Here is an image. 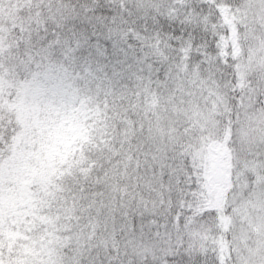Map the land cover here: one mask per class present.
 <instances>
[{
  "label": "snow or ice",
  "instance_id": "obj_1",
  "mask_svg": "<svg viewBox=\"0 0 264 264\" xmlns=\"http://www.w3.org/2000/svg\"><path fill=\"white\" fill-rule=\"evenodd\" d=\"M0 264H264V0H0Z\"/></svg>",
  "mask_w": 264,
  "mask_h": 264
}]
</instances>
